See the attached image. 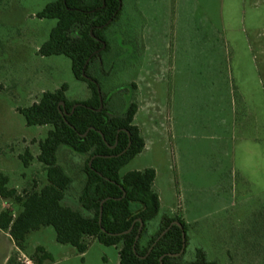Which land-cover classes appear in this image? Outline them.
Wrapping results in <instances>:
<instances>
[{
    "label": "rangeland",
    "instance_id": "obj_1",
    "mask_svg": "<svg viewBox=\"0 0 264 264\" xmlns=\"http://www.w3.org/2000/svg\"><path fill=\"white\" fill-rule=\"evenodd\" d=\"M43 0H0V174L21 197L44 173L38 143L50 128H26L17 109L62 85L70 102L89 98L64 58L37 50L54 21L36 20ZM107 51L90 68L112 114L132 101L143 150L118 172L152 170L159 211L147 224L179 217L187 240L182 264L198 252L211 264H264V0H121L104 32ZM134 86L132 90L130 87ZM30 156L23 168L20 157ZM83 159L60 147L56 164L72 179L64 206L79 210ZM18 208L0 200V212ZM78 255L51 229L30 233L23 251L0 232V264H118L117 252L85 240Z\"/></svg>",
    "mask_w": 264,
    "mask_h": 264
},
{
    "label": "trees",
    "instance_id": "obj_2",
    "mask_svg": "<svg viewBox=\"0 0 264 264\" xmlns=\"http://www.w3.org/2000/svg\"><path fill=\"white\" fill-rule=\"evenodd\" d=\"M43 1L46 5L35 19L54 21L55 25L37 55L68 60L72 78L86 86L89 98L67 101V88L62 85L53 93L41 94L28 108L16 110L26 128H50L38 143L36 157L45 184L19 197L8 188V178L0 174V200L18 208L15 216L9 210L0 212V232L18 252L23 251L30 233L49 228L57 245L68 246L78 255L87 250L85 240H91L115 249L118 264H182L187 243L182 220L163 217L154 233L146 228L159 211L152 190L154 172L148 169L118 177L144 147L139 130L132 124L137 107L131 101L121 114H112L106 96L90 76L93 63L107 51L103 32L118 19L121 0ZM60 147L83 159L79 210L63 204L72 177L56 164ZM19 159L26 168L30 161L27 152ZM35 252L40 255L35 264L50 260L41 248ZM16 256L5 264H19ZM190 264L211 263L198 252Z\"/></svg>",
    "mask_w": 264,
    "mask_h": 264
},
{
    "label": "water",
    "instance_id": "obj_3",
    "mask_svg": "<svg viewBox=\"0 0 264 264\" xmlns=\"http://www.w3.org/2000/svg\"><path fill=\"white\" fill-rule=\"evenodd\" d=\"M60 106L62 107V104H60ZM172 225H175V224H172ZM172 225H171V226H172ZM181 253H182V252H181ZM181 253H180V254H181Z\"/></svg>",
    "mask_w": 264,
    "mask_h": 264
}]
</instances>
